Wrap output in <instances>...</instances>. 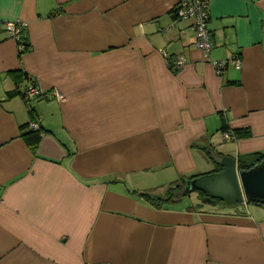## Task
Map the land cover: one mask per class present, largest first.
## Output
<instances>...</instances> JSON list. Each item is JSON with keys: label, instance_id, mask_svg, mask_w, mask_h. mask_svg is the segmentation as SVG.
I'll list each match as a JSON object with an SVG mask.
<instances>
[{"label": "crops", "instance_id": "1", "mask_svg": "<svg viewBox=\"0 0 264 264\" xmlns=\"http://www.w3.org/2000/svg\"><path fill=\"white\" fill-rule=\"evenodd\" d=\"M177 3L0 0V264H264V203L141 193L264 153V0H209L208 57Z\"/></svg>", "mask_w": 264, "mask_h": 264}, {"label": "water", "instance_id": "2", "mask_svg": "<svg viewBox=\"0 0 264 264\" xmlns=\"http://www.w3.org/2000/svg\"><path fill=\"white\" fill-rule=\"evenodd\" d=\"M208 151L221 168L186 177L181 194L196 189L202 201L220 207L236 206L239 202L264 203V158L249 167H241L230 153L221 154L211 146Z\"/></svg>", "mask_w": 264, "mask_h": 264}, {"label": "built area", "instance_id": "3", "mask_svg": "<svg viewBox=\"0 0 264 264\" xmlns=\"http://www.w3.org/2000/svg\"><path fill=\"white\" fill-rule=\"evenodd\" d=\"M209 0H178L176 5V19L192 17L194 19L193 28L195 30L196 45L203 49L205 55L210 56V50L213 47V40L211 35V29L209 27V10H208ZM26 21L21 19L8 20L6 22V27L9 34L16 39L19 48L24 47L22 42V35L25 32ZM213 64L215 65L216 71L221 73L225 66L229 62H233L236 65H240V60L236 56L228 58H211ZM186 57L181 55L179 59L173 64L175 67H179L184 64ZM54 94L62 98L63 94L58 89L53 90ZM45 93L39 85L35 82H31L25 91V98L30 100L32 97L41 96ZM31 128L38 129L40 127L39 121L31 120L28 124ZM233 133L230 131H225V137H230Z\"/></svg>", "mask_w": 264, "mask_h": 264}, {"label": "trees", "instance_id": "4", "mask_svg": "<svg viewBox=\"0 0 264 264\" xmlns=\"http://www.w3.org/2000/svg\"><path fill=\"white\" fill-rule=\"evenodd\" d=\"M176 8V7H175ZM173 9V11L176 14V9ZM22 42L24 43V47L20 48L19 51L20 53L27 51L30 48V42L27 39V35L24 32V34L22 35ZM223 128H226V123L223 125ZM238 135L242 134V131L237 130L235 131ZM26 136L28 138V141L31 143L33 148H36L41 134L40 131L38 129L35 128H27L26 130ZM264 158V153L263 152H250V153H245V154H241L238 159V163L241 167H249L251 165H253L255 162H257L258 160H261ZM186 177H183V179L181 180H176L174 182L171 183V187L168 191V193L164 196H160L159 194L156 193H151L150 191H141V193L146 196L154 205L156 206H161V202L162 199H170L173 198L175 196H181V189L184 188L186 181H185Z\"/></svg>", "mask_w": 264, "mask_h": 264}, {"label": "rangeland", "instance_id": "5", "mask_svg": "<svg viewBox=\"0 0 264 264\" xmlns=\"http://www.w3.org/2000/svg\"><path fill=\"white\" fill-rule=\"evenodd\" d=\"M162 190H163V188H157L155 191L157 192V191H162ZM198 196H199V192L196 189H194V190L184 194L183 198L180 201L181 202H185V201H188L190 198L193 197L194 200H195V203H198L199 205H207V206L213 205V204H211L209 202L202 201L200 199V197L198 198Z\"/></svg>", "mask_w": 264, "mask_h": 264}]
</instances>
